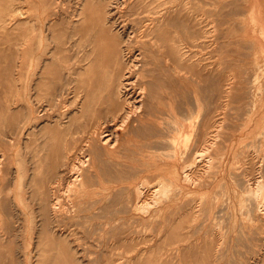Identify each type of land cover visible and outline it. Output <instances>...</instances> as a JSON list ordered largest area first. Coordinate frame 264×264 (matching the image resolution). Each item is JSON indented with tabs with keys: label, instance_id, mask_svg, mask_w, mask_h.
<instances>
[{
	"label": "rangeland",
	"instance_id": "obj_1",
	"mask_svg": "<svg viewBox=\"0 0 264 264\" xmlns=\"http://www.w3.org/2000/svg\"><path fill=\"white\" fill-rule=\"evenodd\" d=\"M263 16L264 0H0V264H264ZM130 70L144 117L108 153L89 132L140 110L114 95Z\"/></svg>",
	"mask_w": 264,
	"mask_h": 264
},
{
	"label": "bare ground",
	"instance_id": "obj_2",
	"mask_svg": "<svg viewBox=\"0 0 264 264\" xmlns=\"http://www.w3.org/2000/svg\"><path fill=\"white\" fill-rule=\"evenodd\" d=\"M131 2V1H130ZM124 4V3H123ZM256 4V3H255ZM254 4V5H255ZM253 8V7H252ZM256 8V7H255ZM254 8V9H255ZM253 11H255V10H253ZM256 12V11H255ZM261 15V14H260ZM264 17V16H263ZM263 21V20H262ZM261 24H263V23H261ZM110 30H112V29H110ZM149 30V29H148ZM124 45V44H123ZM128 51V50H127ZM123 60V59H122ZM122 60H120V59H118V64L121 66L122 64H123V61ZM256 63V62H255ZM259 64V63H258ZM258 66H260V65H258ZM135 68V67H134ZM132 69V68H131ZM220 69V68H219ZM131 71L132 70H130L128 73H129V76H128V80H127V83L125 82V80H124V78H122V76L118 79V83H117V85H116V88H115V91H114V95H115V97L117 98V100H118V102H119V104H124L123 103V95H129L130 94V96H128L126 99L127 100H129V99H131V98H134V101H139V103H140V110H137L136 109V107L134 106V105H130L131 107H129L128 105L125 107V106H122L121 107V109H119V113H115L114 115H113V120H115V122L113 121V126L111 125V124H109V122H100V123H97L95 126H94V128H92V130H91V132H89V140L92 142V144L93 145H100V146H102V147H104V148H106L107 150H108V153H115L116 151H120L121 150V148H122V146H125L124 145V142H123V139L126 137L125 136V134H129V133H131L130 131V128H132L133 126H134V128H135V125H136V121L137 120H140L142 117H144L143 116V103H141L142 101H144V99H145V88H140V90L137 92V94L135 95V93H136V91H135V88L136 87H134V82H131L130 81V74H131ZM256 76H258V75H256ZM255 76V77H256ZM254 77V78H255ZM259 79V78H258ZM261 79V78H260ZM253 80V79H252ZM255 80V79H254ZM260 81V80H259ZM255 83V82H254ZM127 84V85H126ZM256 84V83H255ZM130 86H132V90H130ZM261 86H262V84H261ZM126 87V89L127 90H124V88ZM144 87V86H143ZM137 89H138V87H137ZM251 92V91H250ZM112 94V93H111ZM111 100V99H110ZM138 103V104H139ZM258 103V102H257ZM131 104V103H130ZM196 104V103H195ZM254 104V103H253ZM134 106V107H133ZM255 106V105H254ZM194 107V106H193ZM138 108V107H137ZM249 109V108H248ZM194 110H192V113L191 114H193L194 112H193ZM250 111V110H249ZM170 112V111H169ZM180 112V111H179ZM181 112H183V111H181ZM181 112H180V115H182V114H184V115H187V112L186 111H184V113H182L181 114ZM186 112V113H185ZM248 112V111H247ZM174 113V112H173ZM195 113H198V111L197 112H195ZM201 112L199 111V113L198 114H200ZM249 113V112H248ZM145 114V113H144ZM163 115H164V112H163ZM168 115H170V114H168ZM194 115V114H193ZM201 115V114H200ZM200 115H198L197 117H199ZM162 116V115H161ZM174 116V115H173ZM168 117V116H167ZM175 117V116H174ZM183 117H185V116H183ZM172 118V117H171ZM193 118V116L190 118V117H187V118H185L186 119V121H184L185 123H187V119H188V121H189V119L191 120ZM121 120L122 122L120 123V125H119V121L118 120ZM163 119V118H162ZM174 119V118H173ZM171 120V121H175V120ZM181 119H182V117H181ZM118 122H117V121ZM169 120V119H168ZM193 120V119H192ZM197 120V119H196ZM199 120H201V117H200V119ZM163 121V120H162ZM142 122H144V121H141V123ZM177 122V121H176ZM176 122H174V123H176ZM189 122H191V121H189ZM196 122H198V120L196 121ZM200 122V121H199ZM179 123H181V122H179ZM204 123V122H203ZM167 124H168V122H167ZM200 124V123H199ZM260 124V123H259ZM164 125V127H165V124H163ZM169 125H171V124H169ZM183 124H181V126H182ZM193 125V124H192ZM191 125V126H192ZM205 125V124H204ZM140 126V125H139ZM143 126V125H142ZM172 126H173V124H172ZM189 126V125H188ZM51 127V126H50ZM121 127H124L125 128V130H123V131H121V130H119ZM158 127V126H157ZM175 127V129L177 128V131L178 130H180L179 129V127H177V126H174ZM200 127V126H199ZM204 127V126H203ZM222 127V126H221ZM137 128V127H136ZM169 128H171V127H169L168 126V129ZM192 128V127H191ZM241 128V127H240ZM158 129V128H157ZM167 129V128H166ZM166 129L164 130V132L166 131ZM171 129H174L173 127L171 128ZM171 129H169V130H171ZM174 129V130H175ZM193 130V129H192ZM219 130V129H218ZM182 131V130H181ZM196 131V130H195ZM166 132H168V131H166ZM171 132V131H170ZM174 132H176V130L174 131ZM218 132V131H217ZM171 133H173V131L171 132ZM179 133H180V131H179ZM182 133V132H181ZM180 133V134H181ZM184 133V132H183ZM167 134H170V133H167ZM173 134H175V133H173ZM185 134V133H184ZM191 134V133H190ZM217 135V134H216ZM179 136V135H178ZM180 136H182V135H180ZM180 136H179V138H180ZM261 136V135H260ZM264 136V135H263ZM186 137H189L188 135L186 136ZM173 139L175 138V135H174V137H172ZM179 138H177L178 140H179ZM217 138V137H216ZM188 139V138H187ZM152 140H154V139H152ZM156 140V139H155ZM159 140H161V139H159ZM164 141H162V144H163V142L166 144V145H168L169 147L171 146V147H173V145H172V141L173 140H171V139H169V138H167V139H163ZM67 141V140H66ZM157 141V140H156ZM177 141V140H176ZM184 141H185V139H184ZM189 141V140H188ZM188 141H187V143H188ZM87 142V141H86ZM160 142V141H159ZM175 142V141H174ZM178 142V141H177ZM183 142V141H182ZM216 142V141H215ZM90 143V142H89ZM161 143V142H160ZM184 143V142H183ZM162 144H161V146L160 147H157V149L159 148H161L162 147ZM212 144V143H211ZM85 145V144H84ZM155 145V144H154ZM160 145V144H159ZM175 145H176V142H175ZM179 145V144H178ZM28 146V145H27ZM181 146H183L182 144H181ZM184 146H185V144H184ZM252 146V145H251ZM170 147V148H171ZM178 147V146H177ZM124 148V147H123ZM156 148V147H155ZM165 148H166V146H165ZM168 148V147H167ZM176 148V147H175ZM125 149V148H124ZM186 149H188V146L186 147ZM195 149V148H194ZM161 150H162V148H161ZM161 150H160V152H161ZM165 150V149H164ZM170 150V149H169ZM175 150H177V149H175ZM69 151V150H68ZM82 151V150H81ZM80 151V152H81ZM171 151V150H170ZM189 151H190V149H189ZM204 151V150H203ZM82 152H84V151H82ZM165 152H167L168 153V150H166ZM176 152V151H175ZM173 150H172V152H170V153H168L169 155L172 153H175ZM201 151L199 150L197 153V156L196 155H194L195 157H194V159L191 161V163H188V164H184V170L183 171H181V172H183V175H182V177L184 178V181L185 180H190L191 178H192V176H191V174H192V172H193V169L195 168V166H196V163L198 162V161H201V159L203 158V154H202V152L200 153ZM208 152V151H207ZM178 153V152H177ZM190 153V152H189ZM72 154V153H71ZM81 154H83V153H81ZM80 154V155H81ZM207 154V153H206ZM161 155V154H160ZM164 155H166V153L164 154L163 153V155L162 156H164ZM168 155V158L169 157H171V156H169ZM205 155V154H204ZM82 156V155H81ZM80 156V157H81ZM86 156V155H85ZM161 156V157H162ZM173 156H178L177 154L175 155V154H173L172 155V158H173ZM90 157V156H89ZM186 157V156H185ZM3 158V157H2ZM167 157H165V159H166ZM189 157H187V159H188ZM199 158V159H198ZM209 158V157H208ZM56 159V158H55ZM87 159V158H86ZM184 159V158H183ZM1 160V159H0ZM97 160V159H96ZM163 160V159H162ZM167 160H170V159H167ZM174 160H175V158H174ZM263 160V159H262ZM58 161V160H57ZM171 161H173V160H171ZM203 161H205V160H203ZM215 161V160H214ZM261 161V160H260ZM88 162V161H87ZM167 162V161H166ZM183 162H185V161H183ZM244 162V161H243ZM96 162H95V156L94 155H92L91 156V158H90V162H88L85 166H82L83 168L81 169L80 168V171H79V174L77 175V173H76V179L75 178H73V179H75V181H79L78 183H79V186L82 188V191L86 188V187H89L88 186V184H89V180L91 179V178H93L92 176H94L95 174H96V172L98 173V171L99 170H95L96 172H95V174H93L92 173V165L93 164H95ZM103 163V162H102ZM110 163V162H109ZM163 163H165V161L163 162ZM167 165H166V168L167 167H169L170 165L168 164V163H166ZM172 164H173V167H175V168H177L176 166H174V164H176V163H173L172 162ZM79 165H81V164H79ZM162 165V164H161ZM169 165V166H168ZM178 165V164H177ZM160 166V165H159ZM163 166V165H162ZM181 166H182V164H181ZM198 166V165H197ZM205 166H206V163H205ZM1 167V166H0ZM79 167V166H78ZM120 167V166H119ZM161 167V166H160ZM172 167V166H171ZM183 167V166H182ZM199 167V166H198ZM74 168V167H73ZM170 168V167H169ZM208 168V167H207ZM211 168H213V167H211ZM74 169H76V168H74ZM32 170V169H31ZM175 170V169H174ZM76 171V170H75ZM171 171H173V170H171ZM176 171H178V170H176ZM206 171V170H205ZM208 171V170H207ZM211 171V170H210ZM78 172V171H77ZM175 172V171H174ZM174 172H172V173H174ZM101 173H103V172H101ZM177 173V172H176ZM175 173V174H176ZM179 173V172H178ZM212 173V172H211ZM99 176V175H98ZM101 176V175H100ZM158 176V175H157ZM162 176V175H161ZM180 175H178V177H179ZM103 177V176H102ZM102 177H100L99 179H102ZM137 177V176H136ZM154 177V176H153ZM164 177H167V176H165V175H163V177H162V179H164ZM171 177V176H170ZM175 177V176H174ZM61 178V177H60ZM96 178H97V176H96ZM104 178V177H103ZM159 178V177H158ZM161 178V177H160ZM169 178V177H168ZM171 178H173V177H171ZM170 178V179H171ZM243 178V177H242ZM166 180H169V179H167V178H165ZM175 179V178H174ZM91 180H93V179H91ZM141 179H139V181H140ZM179 180H181L180 178H177L176 180H172L171 182L172 183H178V182H180ZM194 180V179H193ZM161 181V180H160ZM163 181V180H162ZM161 181V182H162ZM234 181V180H233ZM147 180H141L140 182H136L135 183V185H134V193H135V201L133 202V205H134V208L133 209H137L138 207H140V206H142L143 205V203H145V200H144V197H145V195H146V190H149L153 185H151L150 186V183L148 182ZM160 182V183H161ZM164 182H166L165 180H164ZM164 182H162V183H164ZM170 182V181H169ZM190 182V181H189ZM261 182V181H260ZM161 183V184H162ZM262 183V182H261ZM160 184V185H161ZM171 184V183H170ZM197 184V183H196ZM165 185V184H164ZM164 185H161L162 186V190H165V188L167 189V184L165 185V188L163 187ZM172 186H173V184H171ZM177 185V184H176ZM179 185V184H178ZM224 185V184H223ZM259 185V187H260V184H258ZM171 186V187H172ZM174 186H175V184H174ZM222 186V185H221ZM252 186V185H251ZM264 186V185H263ZM176 187V186H175ZM175 187H174V190H172V191H175ZM178 187V186H177ZM257 187V186H256ZM30 188V187H29ZM56 188V187H55ZM81 188H80V191H81ZM145 188H147V189H145ZM164 188V189H163ZM173 188V187H172ZM248 188V187H247ZM246 188V189H247ZM250 188V187H249ZM258 188V187H257ZM264 188V187H263ZM57 189V188H56ZM177 189V188H176ZM179 189V188H178ZM181 189V188H180ZM253 188H251V190H252ZM262 189V188H261ZM168 190H170V189H168ZM170 190V191H171ZM152 191V190H151ZM161 191V190H160ZM170 191H167V192H170ZM248 191H250V190H248ZM84 192V191H83ZM105 192V191H104ZM164 192V191H163ZM176 192V191H175ZM255 192H256V190H255ZM263 192H264V189H263ZM161 193V192H160ZM166 193V192H165ZM164 193V194H165ZM171 193V192H170ZM173 193L174 192H172L171 194L173 195ZM225 193V192H224ZM251 193V192H250ZM168 194V193H167ZM176 194V193H175ZM179 194V193H178ZM258 194V193H257ZM84 195V194H83ZM160 194L158 193V196H159ZM170 195V194H169ZM169 195H167L168 196V199L171 201L172 200V198H170V196ZM177 195V194H176ZM244 195V194H243ZM245 195H247L246 193H245ZM253 195H255V193H254V190H253ZM81 196V195H80ZM110 196V195H109ZM154 196V195H153ZM167 196H165V197H167ZM190 196V195H189ZM216 196V195H215ZM251 196V195H250ZM249 196V197H250ZM161 197V196H160ZM172 197V196H171ZM174 197H176L175 195H174ZM244 197V196H243ZM254 197V196H253ZM155 198V197H154ZM226 198V197H225ZM242 198V197H241ZM246 198H248V197H246ZM252 198V197H251ZM259 198H261V197H259ZM62 199V198H61ZM159 199L160 198H158V200H156V201H159ZM174 199V198H173ZM253 199V198H252ZM60 199H58V201H59ZM81 200H82V198H81ZM130 200V199H129ZM167 200V199H166ZM175 200V199H174ZM230 200V199H229ZM249 200H250V198H249ZM58 201H57V203H58ZM147 201V200H146ZM173 201V200H172ZM217 201V200H216ZM246 201V200H245ZM253 203H255V201L256 200H251ZM251 202V203H252ZM264 202V201H263ZM52 203V202H51ZM61 203V202H60ZM155 203V202H154ZM166 204H168L167 203V201L165 202ZM169 203H171V202H169ZM246 203V202H245ZM250 203V204H251ZM259 203V202H258ZM257 203V205H260V206H262L261 204H263V203H261V204H258ZM157 204V203H156ZM161 204H163V202L161 203ZM165 204V205H166ZM243 204H244V202H243ZM54 206H55V204H53ZM61 205V204H60ZM146 205V204H145ZM193 205V204H192ZM264 205V204H263ZM54 206H52V207H54ZM61 206H63V205H61ZM71 206V205H70ZM240 206V205H239ZM249 206V205H248ZM260 206L259 207H254L255 209H256V211H257V213H258V215H261L260 213H262L260 210H262V209H260L259 211H258V209L257 208H260ZM243 207V206H242ZM54 208H56V207H54ZM143 208V207H142ZM254 208L253 207H251V209H249V211L251 210L252 211V209L254 210ZM132 209V210H133ZM221 209V208H220ZM240 209V208H239ZM238 209V210H239ZM247 209V208H246ZM52 210V209H51ZM55 210V209H54ZM53 210V211H54ZM98 210V209H97ZM147 210V209H146ZM145 210V211H146ZM242 210V209H241ZM263 210H264V208H263ZM134 211V210H133ZM246 211V210H245ZM251 211H250V214H252L253 215V213H251ZM64 212V211H63ZM83 212V211H82ZM139 212V211H138ZM141 212V211H140ZM147 212V211H146ZM223 212V211H222ZM240 212V211H239ZM55 213V212H54ZM144 213V212H143ZM247 213H249V212H247ZM255 213V212H254ZM220 214V213H219ZM223 214V213H222ZM233 214V213H232ZM242 214V213H241ZM248 215V214H247ZM251 215V216H252ZM255 215H257V214H255ZM258 215H257V217H258ZM264 214H262V216H263ZM79 216V215H78ZM237 216V215H236ZM243 216V215H242ZM262 216H260V217H262ZM55 217V216H54ZM220 217V216H219ZM241 217V216H240ZM244 217V216H243ZM247 217V216H246ZM255 218H256V216H254ZM253 216H252V221L255 219ZM260 217H258V218H260ZM228 218V217H227ZM258 218H256V219H258ZM113 219V218H112ZM249 219H250V217H249ZM263 219H264V217H263ZM263 219L261 218L260 220L261 221H263ZM223 220V219H222ZM236 221V220H235ZM117 222H119V221H117ZM249 222V221H248ZM251 223V222H250ZM255 223V222H254ZM226 224H228V223H226ZM252 224H253V222H252ZM251 224V225H252ZM254 225H257V224H254ZM224 227V226H223ZM225 228V227H224ZM221 229V228H220ZM240 231V230H239ZM225 232V231H224ZM226 233V232H225ZM224 233V234H225ZM214 234V233H213ZM221 234V233H220ZM227 234V233H226ZM225 234V235H226ZM245 234V233H244ZM224 235V236H225ZM218 236V235H217ZM225 240V239H224ZM224 243V242H223ZM236 244V243H235ZM219 251V250H218ZM235 252V251H234ZM255 262V261H254ZM120 263V262H119Z\"/></svg>",
	"mask_w": 264,
	"mask_h": 264
}]
</instances>
